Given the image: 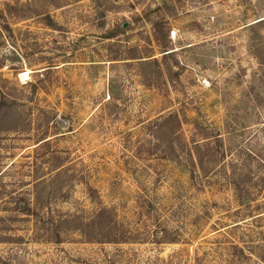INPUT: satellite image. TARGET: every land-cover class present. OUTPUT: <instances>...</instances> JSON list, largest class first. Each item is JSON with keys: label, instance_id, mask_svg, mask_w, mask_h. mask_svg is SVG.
<instances>
[{"label": "rangeland", "instance_id": "1", "mask_svg": "<svg viewBox=\"0 0 264 264\" xmlns=\"http://www.w3.org/2000/svg\"><path fill=\"white\" fill-rule=\"evenodd\" d=\"M0 92V264H264V0H0Z\"/></svg>", "mask_w": 264, "mask_h": 264}, {"label": "trees", "instance_id": "2", "mask_svg": "<svg viewBox=\"0 0 264 264\" xmlns=\"http://www.w3.org/2000/svg\"><path fill=\"white\" fill-rule=\"evenodd\" d=\"M29 14H25L24 16H20L19 18L20 19H27V18H29L30 16H28ZM34 89H37V87H36V85H33L32 86ZM4 97V94H3V92H0V98H3ZM236 188L238 189V196H239V198H240V201H241V203L245 206V207H247V206H249V204L251 203V201L252 200H250L251 199V196H250V194H249V192L247 191V190H245V188L243 187H241V186H236ZM20 211L23 213V214H26V215H32L31 213H33L32 212V208H31V206L29 205V204H25L24 203V205L23 206H21V208H20ZM36 211V210H35ZM102 213V212H101ZM240 251L242 252L243 251V249H240Z\"/></svg>", "mask_w": 264, "mask_h": 264}, {"label": "bare ground", "instance_id": "3", "mask_svg": "<svg viewBox=\"0 0 264 264\" xmlns=\"http://www.w3.org/2000/svg\"><path fill=\"white\" fill-rule=\"evenodd\" d=\"M24 75H27V74H24Z\"/></svg>", "mask_w": 264, "mask_h": 264}]
</instances>
